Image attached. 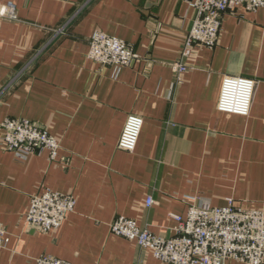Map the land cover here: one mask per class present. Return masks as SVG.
I'll list each match as a JSON object with an SVG mask.
<instances>
[{"label":"crops","instance_id":"1","mask_svg":"<svg viewBox=\"0 0 264 264\" xmlns=\"http://www.w3.org/2000/svg\"><path fill=\"white\" fill-rule=\"evenodd\" d=\"M0 1L16 9L15 19L0 20V89L77 12L0 97V122L26 118L61 144L55 159L47 150L19 159L0 145V222L11 234L0 264H36L43 254L72 264H166L109 224L124 216L170 237L169 214L184 218L191 202L232 198L264 211V7L225 12L215 46L193 48L174 84L171 63L194 18L186 0ZM96 31L139 58L117 73L99 68L86 56ZM224 76L255 80L247 116L217 110ZM129 114L143 119L131 152L117 147ZM46 188L72 194L75 208L54 230L26 228L30 197Z\"/></svg>","mask_w":264,"mask_h":264},{"label":"built area","instance_id":"2","mask_svg":"<svg viewBox=\"0 0 264 264\" xmlns=\"http://www.w3.org/2000/svg\"><path fill=\"white\" fill-rule=\"evenodd\" d=\"M186 1L194 11V18L180 49L179 59L171 63L174 84L182 81L183 73L187 70L183 60L190 56L193 48L215 46L225 12L233 11L238 6H243L248 11L264 7V0ZM76 14L77 12L52 31L48 42L0 89V97L15 84L50 41L66 33L68 24ZM2 18H16V9L12 2L0 1V20ZM86 56L99 68L109 66L115 73L139 58L130 44L101 31L90 36ZM254 90L255 80L251 78L224 76L217 99V110L247 116ZM142 124L141 116L127 115L117 147L124 151H133ZM0 128L3 130L0 145L12 151L19 159H25L42 150H47L49 158L55 159L61 148L56 137L26 118H7L0 122ZM75 204L72 194L46 188L30 197L24 224L26 228L43 232L54 230L74 210ZM152 204L153 198L148 195L146 206ZM169 215L176 222L173 227L174 235L170 237L157 235L149 227L138 225L134 219L124 216L114 219L109 224V230L117 236L134 241L140 248L148 250L156 259L166 264H225L228 259L246 264H264V211L236 205L232 198H227L223 206L191 202L184 218L178 214ZM10 236L0 222V250L8 246ZM35 263L72 264L47 254L37 257Z\"/></svg>","mask_w":264,"mask_h":264}]
</instances>
